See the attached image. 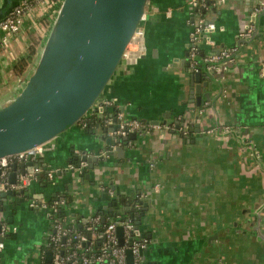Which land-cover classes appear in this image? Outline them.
<instances>
[{
  "label": "crops",
  "instance_id": "1",
  "mask_svg": "<svg viewBox=\"0 0 264 264\" xmlns=\"http://www.w3.org/2000/svg\"><path fill=\"white\" fill-rule=\"evenodd\" d=\"M19 1L0 0V18ZM257 1L264 4L223 0L207 12L204 35L214 44L202 49L236 48L235 59L221 71L190 69L188 0H152L142 27L144 53L117 67L100 98H114L128 117L165 127L130 138L115 135L102 121L88 129L71 125L45 142L37 163L41 177L46 171L51 177L1 194L0 214L12 235L0 236V264H51L48 207L29 202L62 193L73 197L67 210L73 225L96 211L110 213L124 200L145 243L141 264H264V7L252 19L248 15ZM248 22L253 31L241 38ZM51 23L46 13L37 15L10 40V54L0 46V106L28 76V66L21 75L12 66L26 54L29 31L43 25L37 60ZM183 115L190 123L185 135L176 131ZM220 124L236 132L224 138L206 132ZM82 154L91 157L87 177L68 169Z\"/></svg>",
  "mask_w": 264,
  "mask_h": 264
},
{
  "label": "water",
  "instance_id": "2",
  "mask_svg": "<svg viewBox=\"0 0 264 264\" xmlns=\"http://www.w3.org/2000/svg\"><path fill=\"white\" fill-rule=\"evenodd\" d=\"M151 10L152 0H61L32 72L18 93L0 106V158L45 143L86 116L124 61L125 47L142 24L141 15ZM198 76L195 73L197 80ZM115 128L109 125V130ZM77 158L91 159L84 154ZM16 166L9 173L10 182H15ZM34 167H38L34 161L19 166L21 174ZM116 234L122 245L120 226ZM125 254L127 264H132L130 250ZM50 258L47 252L45 261Z\"/></svg>",
  "mask_w": 264,
  "mask_h": 264
},
{
  "label": "built area",
  "instance_id": "3",
  "mask_svg": "<svg viewBox=\"0 0 264 264\" xmlns=\"http://www.w3.org/2000/svg\"><path fill=\"white\" fill-rule=\"evenodd\" d=\"M219 1L223 0H213V4L216 5V3ZM60 3L61 0H21L14 6H12L11 9L7 11L3 17L0 18V46L2 47L4 54H10V40L20 35L25 21H30L32 18L34 19L35 16L44 15L46 13L48 18L51 19V22H53L54 16L60 6ZM187 3L191 11L195 7H203V9L206 8L205 0H188ZM263 7L264 4L261 1H257L254 4H250L248 15L252 19V17L259 13L263 9ZM167 13H169V11ZM146 17L147 13L141 15L140 19L142 20V24L139 25L138 28L134 31L128 44L125 47L122 58L124 60V63L126 64H131L135 62L144 53L141 39L142 27ZM191 25L192 26L186 47L188 49V63L190 65V69L198 70L202 67V65H205V68L208 70L215 69L224 71L226 69L225 63L232 62L235 59L236 48L232 46L218 48L215 51L208 50L200 60H197L195 57L196 52L200 48H202V45L212 46L214 43L208 36L204 35V32H206L207 28L209 27L208 19L201 16L199 13H196L192 17ZM39 26L40 28L33 30L41 34L43 25L39 24ZM252 31L253 25L252 23L248 22L243 31H241L240 33L241 38L249 36ZM199 61L200 66H198ZM262 67L264 68V60L262 61ZM105 107L111 108L112 111L114 110V114H112V116L110 114L105 115L103 113V110H101ZM86 116L101 117L100 121H103L105 125H116V128L115 130H113V133L118 136H125L129 133L134 132L148 133L153 128H159L160 126H163L159 124H151L146 121L144 122L136 118L128 117L124 113L122 106L117 104L115 99L112 97L99 98L94 103L90 112H88ZM180 119L182 122L180 130L183 131V133H186V128L189 121L188 117L183 115L182 117H180ZM206 132L220 134V136H223L224 138L232 133H235L236 130L228 125L220 124L216 127L207 129ZM241 139L245 141L246 146H249V148L252 149L250 144H248V140H246L244 134L240 135V140ZM45 149V143H41L16 154L1 157L0 194L10 189H24V187L29 183L31 179H36L38 173L40 172L39 166L34 167L30 172H25L23 174L18 175L16 182L11 183L8 180L9 167L13 164H23L28 161H35L43 155ZM85 165V161H79L77 165L69 163L68 169L71 170L73 173H81V170ZM46 175L49 178L51 177L49 172H47ZM62 202V198H57L52 202V204L48 205L45 201L33 199L30 200L29 206H47L48 211H50V209H55L56 204H61ZM99 218L100 217L98 215L92 213L86 218V223H95L98 221ZM1 219L2 216L0 214V236L4 235V233L10 230L8 225ZM118 226L122 228V245L118 243L117 239L116 229ZM87 229L91 230V225H89ZM138 233L139 232L137 228L134 227V224L132 222H130L128 219H121L119 215H116L108 221L105 228L103 229L101 234L103 236V241L97 253L95 255H93L92 253L91 255L89 254L91 252V248H88L87 250L84 249L82 251L77 250L81 248V243L86 240L83 234L78 231H74L73 229L65 228L60 223H56L54 227V235L51 236V241L56 243L61 237L68 235V237L66 238L67 241L71 242V240H73L74 243L73 249L64 256L59 255L58 252H54L52 255L51 264H127L125 254L126 249H129L131 252L132 264H141L140 249L144 247L145 243L143 241L138 240ZM94 237L95 235L94 233H92V238Z\"/></svg>",
  "mask_w": 264,
  "mask_h": 264
},
{
  "label": "trees",
  "instance_id": "4",
  "mask_svg": "<svg viewBox=\"0 0 264 264\" xmlns=\"http://www.w3.org/2000/svg\"><path fill=\"white\" fill-rule=\"evenodd\" d=\"M205 2H206V8L203 9V7H200V8L195 7L194 9H192V17L196 13H199L201 16H203L207 19V17H206L207 12L209 11L211 6H215V5L213 4V0H205ZM43 18L44 17H42V19ZM28 41L29 42H28V46L26 49V54L23 57L19 58L12 66L13 71L19 75L23 74L24 70L26 69V66H28L30 64V62L35 60L36 53L38 50V45L41 41V35L37 31L31 30L28 33ZM186 50H187V60L189 62L188 49L186 48ZM209 50L213 51L214 49H209ZM205 53H206V51H204L202 48H200L196 52V56H195L196 59L200 60L205 55ZM198 66H200V61L198 62ZM95 111H97V110H95ZM104 114L109 115L107 112H105ZM112 114H114V110L111 112L110 115L112 116ZM93 118L95 121L93 120ZM130 118H132V117H130ZM139 120H141V119H139ZM141 121H143V120H141ZM100 122H102V121H96L95 116H84L79 121H77L74 125L80 126L84 129H88L89 127L92 126V124L100 123ZM188 124H190V123L188 122ZM181 125H182V122H181V119H179L178 124L176 125L177 126L176 131L179 134L185 135L187 132H189L188 131V125L186 128V133H183V131L180 130ZM37 161H38V159H36L34 162H37ZM70 164L77 165L78 164V158L75 156V158H73L70 161ZM38 166H39V164H38ZM86 169H87V165H85L81 170L82 177L86 174V172H87ZM40 171H42V170H40ZM46 176H47L46 174L43 176L45 180H47ZM37 177H41V172L38 173ZM43 177H41V179ZM1 196L2 195L0 194V210H2V207H3ZM57 198H62L63 202L61 204H56L55 209H50V211H49V218H50L49 230L51 233L50 235L51 236L54 235V227H55L56 223H60L65 228H70V229H73L74 231L80 232L81 234L84 235L86 240L81 243V248L77 249L78 251H82L84 249L87 250L88 248H91V252L89 254L92 255V253H93V255H95L97 253L100 245L102 244V241H103V236L101 235L103 229L105 228L108 221L110 219H112L113 217H115L116 215H119L121 219H124V220L128 219L130 222L135 224V217L133 215H130V211L125 209V208H127L126 202L124 200H119V199L117 200L116 199L117 202L113 204L114 206H113V209L110 213L107 212L104 214V213H100L97 211L94 213L100 217L97 222L86 223V221H84V220H82V221L79 220L78 222L75 223V225H73L67 219V214H68L67 210L72 203L73 197L67 193L58 194L57 197L49 199V201H47L46 204H48V205L52 204V202L54 200H56ZM0 213H1V211H0ZM1 220L6 223V220L3 217ZM89 225H91V230L87 229V227ZM136 228L139 232L138 227H136ZM92 233H94V235H95L94 238H92ZM6 235L11 236L12 234H9L8 232H6V233H4V236H6ZM67 237H68V235L61 237L58 240V242H56V243L50 241V243L48 244L47 247L49 248V250H51L52 253L58 252L59 255L64 256L73 249V243H74L73 240H71V242L67 241V239H66ZM137 238L139 241L144 242V240L141 239L142 237L139 233H138ZM144 247H145V245H144ZM144 247H142L140 249V255L141 256H142L141 251L143 250ZM41 264H49V263H45V262H43V259H41Z\"/></svg>",
  "mask_w": 264,
  "mask_h": 264
},
{
  "label": "rangeland",
  "instance_id": "5",
  "mask_svg": "<svg viewBox=\"0 0 264 264\" xmlns=\"http://www.w3.org/2000/svg\"><path fill=\"white\" fill-rule=\"evenodd\" d=\"M38 57V56H37ZM36 59H35V61L33 60L32 62H30V64L28 65V74L27 75H29L31 72H32V70H33V68H34V66H35V64H36Z\"/></svg>",
  "mask_w": 264,
  "mask_h": 264
},
{
  "label": "flooded vegetation",
  "instance_id": "6",
  "mask_svg": "<svg viewBox=\"0 0 264 264\" xmlns=\"http://www.w3.org/2000/svg\"><path fill=\"white\" fill-rule=\"evenodd\" d=\"M91 115V114H90ZM96 118V120H98V119H100L101 117H95ZM93 120H94V118H93ZM101 120V119H100Z\"/></svg>",
  "mask_w": 264,
  "mask_h": 264
}]
</instances>
